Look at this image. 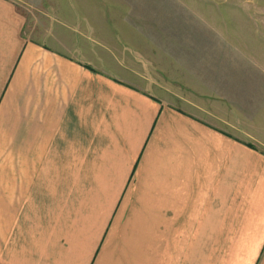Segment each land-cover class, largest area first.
Segmentation results:
<instances>
[{
  "label": "crops",
  "instance_id": "crops-1",
  "mask_svg": "<svg viewBox=\"0 0 264 264\" xmlns=\"http://www.w3.org/2000/svg\"><path fill=\"white\" fill-rule=\"evenodd\" d=\"M48 3L0 0V264H264V152L223 64L52 31Z\"/></svg>",
  "mask_w": 264,
  "mask_h": 264
},
{
  "label": "rangeland",
  "instance_id": "rangeland-1",
  "mask_svg": "<svg viewBox=\"0 0 264 264\" xmlns=\"http://www.w3.org/2000/svg\"><path fill=\"white\" fill-rule=\"evenodd\" d=\"M47 1L52 31L62 23L94 27L99 41L112 42L128 37L125 28L140 27L164 60L178 59L190 70L200 59L215 69L214 62L223 64L221 84L237 85L243 136L264 152V0Z\"/></svg>",
  "mask_w": 264,
  "mask_h": 264
},
{
  "label": "trees",
  "instance_id": "trees-1",
  "mask_svg": "<svg viewBox=\"0 0 264 264\" xmlns=\"http://www.w3.org/2000/svg\"><path fill=\"white\" fill-rule=\"evenodd\" d=\"M247 145H249V146L253 147V145H252V144H250V143H248Z\"/></svg>",
  "mask_w": 264,
  "mask_h": 264
}]
</instances>
